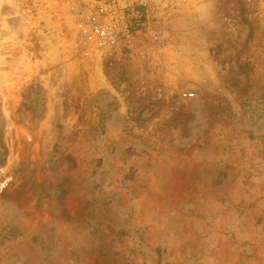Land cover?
<instances>
[{
	"label": "rangeland",
	"instance_id": "rangeland-1",
	"mask_svg": "<svg viewBox=\"0 0 264 264\" xmlns=\"http://www.w3.org/2000/svg\"><path fill=\"white\" fill-rule=\"evenodd\" d=\"M118 1L0 0V264H264V0Z\"/></svg>",
	"mask_w": 264,
	"mask_h": 264
},
{
	"label": "built area",
	"instance_id": "built-area-1",
	"mask_svg": "<svg viewBox=\"0 0 264 264\" xmlns=\"http://www.w3.org/2000/svg\"><path fill=\"white\" fill-rule=\"evenodd\" d=\"M87 12L90 29L86 38L95 43L101 55L129 48L138 33L147 32L150 41L159 39V16L153 11L118 0H94Z\"/></svg>",
	"mask_w": 264,
	"mask_h": 264
}]
</instances>
